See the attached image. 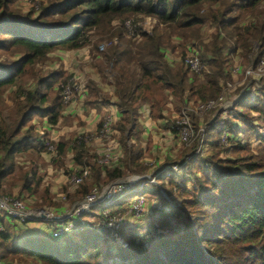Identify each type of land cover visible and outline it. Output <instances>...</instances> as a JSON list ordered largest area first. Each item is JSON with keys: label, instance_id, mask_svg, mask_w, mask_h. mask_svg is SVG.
I'll return each mask as SVG.
<instances>
[{"label": "trees", "instance_id": "trees-1", "mask_svg": "<svg viewBox=\"0 0 264 264\" xmlns=\"http://www.w3.org/2000/svg\"><path fill=\"white\" fill-rule=\"evenodd\" d=\"M14 2L0 0V198L6 194V183L16 184L20 197L39 192L38 166L45 150L30 123L34 118L57 123L63 100L53 93L50 99V91L57 84L61 92L60 84L68 78L62 70L42 74L53 53L87 49L100 79L112 88L120 112L114 127L123 150L119 164L100 166L85 143L76 141L73 146L74 164L88 167L104 184L147 169L143 152L127 144L140 132L142 106L148 108L151 120L168 121L173 111L170 97L180 102L175 107L179 112L188 101L196 106L214 100L222 84L231 81L230 57L240 54L254 67L264 53V0H48L26 18L13 15ZM247 16L253 20L246 23ZM147 18L155 21L148 34L141 29ZM125 20L136 25L133 38L127 36ZM204 26L214 31L205 37ZM103 42L107 45L100 49ZM189 53L199 57L204 72L194 74L186 67ZM200 76L206 84H198ZM255 87L254 83L241 87L235 111L263 152L252 153L250 146L242 145L237 139L241 131L233 122L223 124L235 158L222 159L217 140L211 154L191 159L189 175L192 187L197 186L193 195L184 176L175 174L158 182L168 200L157 192L156 202L163 210L155 200L148 204L146 232L138 234L139 228L121 232L127 247L114 232L89 225L81 233L53 238L59 224L49 222L53 225L49 235L26 236L22 242L13 240L3 226L0 264H264V135L252 126L251 116L257 113L255 120L264 124V106L260 100L254 106L247 102ZM87 88L89 98L83 103L88 108L109 103L111 97L99 96L94 81L87 82ZM7 92L12 108L4 119L1 100ZM54 146L61 157L68 142L60 140ZM18 154L30 158L26 169L17 166ZM56 165L62 166L59 158ZM156 186L149 184L142 195L151 194ZM41 199V205L52 204L47 202V190ZM122 210L120 204L111 208L113 213Z\"/></svg>", "mask_w": 264, "mask_h": 264}, {"label": "rangeland", "instance_id": "rangeland-1", "mask_svg": "<svg viewBox=\"0 0 264 264\" xmlns=\"http://www.w3.org/2000/svg\"><path fill=\"white\" fill-rule=\"evenodd\" d=\"M47 1L48 0H15L14 5L11 7V11L13 12V15L17 18H26V15L28 12H38L37 10L40 8L41 4L43 2L45 4L47 3ZM36 5H38V9ZM15 17H13V19ZM244 18H246L247 20L246 23L251 22L253 20V17L247 16ZM145 29L146 31L149 30L148 33H150L152 28L150 29V27H148V24H147L145 26ZM201 29L205 37L208 34H210V31L208 30L210 29L209 27L204 26ZM95 38H98V37H95ZM103 44L105 43L103 42L99 45L101 46ZM88 48L90 50L91 46ZM230 60L232 61V63L230 61V67H229L230 72H231V81L229 82L227 81L222 84L221 95H223L225 102L228 104L234 103L237 99V102L234 105V109L231 110V114L229 112L228 117L226 119H224L223 117H219V110H215V111H212V112L200 115V116H195L192 114L190 118L194 124V127L196 126V128H194L195 133L193 134V137H192V139L194 140L192 141V143L190 141V144L187 146V148H185L186 146L182 145L180 142H177L176 138L170 137V139H165L164 142L166 143L172 140L174 142H177L181 149H178L179 150L178 151L177 150L178 146L176 144L175 146L168 144V146H166L167 148H163V154H160L161 159L157 158V155L159 156V153L157 155L156 153L155 154L149 153V155L145 156L147 158V161L144 163L145 164L144 166L147 169L144 172L140 174H132L122 179H126L127 177H131V176H136V177L148 176V175H151L152 173H157L163 169H167L170 166H173L174 163H180L184 165V167H182L181 170L176 171L174 173L180 176H184V178L187 180L186 181L187 186L190 188L189 191H191L193 195L194 194L193 191L197 188V186H195L194 188L192 187V185H194L195 183L191 180L190 175H189L190 170L188 168V163L190 162L191 159H194L196 155L205 157L206 155L211 154L214 151V149L212 148L213 143L214 141H217V140L219 144L218 149L220 151V157L222 159L235 158L236 156L233 153V148H228L230 145L229 137L228 139L227 137L225 138L226 134L230 135L227 131L228 129L221 128L223 127L222 126L223 124H226L228 122H233V124L236 127H238L239 130L241 131L237 139L240 140L242 145L250 146V151L252 153L263 152V146H260L258 144L256 139L254 138V134H251L250 132L249 133L246 132L244 121L242 118L238 116L235 110L236 109L238 110L239 108L238 103L240 101L239 99L240 93H238V91L241 89L242 86L245 87L251 83H254L256 87L252 89L251 92L249 93V97L250 95L251 97L247 101L248 105H253L256 103V100H260L261 101L260 103L264 106V70L258 76H255V75L246 76L245 72H246V69L250 67L251 61L242 57L240 54L230 57ZM95 62L92 63V61L88 59V50H85V49L73 51V53L55 52L51 55L50 61L42 66V74L43 75L46 73L51 74V72H56V70L64 71L68 75V78L66 76L67 79L65 80V83L63 82L62 84H60V88L61 90H63V87L68 82L71 83L74 80V78L82 80L84 82L86 80L88 83L89 81H92L91 80L92 78V74H91L92 67L91 66L94 65ZM204 78L205 77L200 76L197 80L198 84H206V81ZM106 80H108V83H109V79L106 78ZM98 81L100 82V84L103 83L104 85H106L105 81H102V78L98 79ZM227 84L230 85V87H228ZM58 90H59V85L56 84L53 88H51V91H50L51 96L49 98L51 99L53 97L52 96L53 94L57 96L59 94V96L61 97L62 91L59 92ZM89 93H90V89H89ZM9 95H10V92L5 93V95L2 97V100H1V103L4 106V112H3L4 119L8 116V114H10L8 110L12 108L11 99ZM170 98H171L170 99L171 107H173L172 112H174L175 114H168L167 117L169 119L168 120L169 125L173 126L175 120L177 119L176 116L179 114L178 113L179 111H177L175 107L178 106L180 102L174 99V97H170ZM77 104L79 105V103ZM114 106H115L114 104L109 106V110L107 111L105 115H102L103 112L97 113V114H99L101 117L103 116L102 119L108 115H111V116H113V114L117 115L116 112L111 111V108L114 109L113 108ZM76 108L78 109V107ZM168 110L170 109L168 108ZM74 111L75 110H72L70 108V105L67 106L63 104V108L61 111V117L59 118V120L57 121L55 125L48 123L47 120H40L38 118L32 119L30 124L34 128V132L40 138H43L44 142H47L48 145L51 146L53 150V152L50 153L47 147H43L45 152L43 153V155L41 154L42 162H40L38 166L39 175L41 176V186H40L39 192L36 195H29L27 193H23L20 197L18 194V186L13 183H11L12 185H10L9 183H6L4 185V191L6 192L4 197L19 199L22 202H24L32 210H36V209L43 210L49 215L52 213L54 215L64 217L65 214L72 212L75 205L81 202L83 198L85 197V195L89 193L92 189L94 188L101 189L108 185V184L103 183L102 181L103 178H101V180L96 181L95 173H93V171L91 170L89 172L88 178L82 181L78 187H74L72 183L70 182V176L73 174V170L79 167V166H76L73 162V158H74L73 146L77 144L76 143L77 136H82L84 132H86V127L81 126L82 122L80 121V117L74 115L73 114ZM251 116L254 119L252 122V126H254V128H256L257 131H259L261 134L264 135V124L260 120L259 121L255 120L256 118H259V115L253 112ZM218 117H219V121L217 122L216 119H218ZM199 124L202 125L201 128L203 129V132L198 134L197 126ZM211 124H213L214 127L216 125L218 127H215L214 130H210L213 127L211 126ZM158 132H159L158 130L157 132H155V130L152 129L153 135H156ZM204 134H206L205 137H204ZM246 134H249L248 135L249 137ZM60 140L67 141L68 146L65 150V153L61 157H57L56 147L54 145L58 143ZM196 142L198 143L200 142L199 145L201 146V149L200 151L196 150L193 152L192 149L194 145L196 144ZM86 146L89 149V155L92 156V159H95V160L98 159V156H99L98 150L96 152V146L93 145V142H88ZM181 150H183L182 153L185 154L184 156L179 155L180 154L179 152H181ZM160 151L161 150H158V152ZM58 158L62 162L61 167L56 165L58 162ZM185 158H186V162H184ZM29 159H30L29 157L22 155V154H18L15 156V162L17 166L23 169H26L28 167V164L30 161ZM148 162L153 163L151 167L147 165ZM166 172L167 171H164L163 173H160L156 177L155 183H157L158 187L156 186L157 187L156 190L153 188L151 189V191H149L151 192L152 195L149 194L148 195L149 199L148 198L145 199L144 211L138 218H131L129 216V204L132 202L134 198H136L135 197L136 195H142V193L144 192L146 193L148 191L149 188L146 189L145 187L149 186L150 183H146L144 181L145 179H141L140 183L138 185L136 184V186L132 188V192L124 195L117 202L111 205H108V206L100 202L96 204L95 206H93L88 211L89 213H85L84 215L80 216L78 219L83 221L82 223L88 224L89 226L92 224H95V225L100 224L102 221V213L111 210L112 206H115L116 204H120L121 208L124 210H122L121 213H115V214L123 216L126 220L130 222L128 226L123 228L122 234L127 233V231L129 230L133 231L134 229H138V228H139L138 234L140 232H141L140 234H143L144 231L146 232L149 227V212L151 209L148 207V204L149 206H151L150 204L151 202H153L154 200L156 202L157 192H159L164 199L168 200L167 194L160 187V185H158V182H160L162 179L169 178L166 175H162ZM82 186L84 187L83 189H82ZM10 189H11V192H9ZM46 190L48 192V199H49L47 202L52 203L50 206L46 205L48 203H46L45 205H41L42 204L41 196ZM160 191H162L164 195ZM138 197H142V196H138ZM178 200L180 202V199ZM156 203L157 204L159 203L160 204L159 209L163 210L164 206L160 202H156ZM0 214L2 215L3 213L0 211ZM35 223L36 224H33L32 226H29V227L23 226L20 223L13 224L12 233H11L13 240L22 242L26 236H31V235L42 236V237L47 236L50 233L48 228L50 227L53 228V225L47 221H36ZM134 226H138V227L133 228ZM205 254L206 256H209L206 251H205ZM28 264H31V263H28Z\"/></svg>", "mask_w": 264, "mask_h": 264}, {"label": "built area", "instance_id": "built-area-1", "mask_svg": "<svg viewBox=\"0 0 264 264\" xmlns=\"http://www.w3.org/2000/svg\"><path fill=\"white\" fill-rule=\"evenodd\" d=\"M38 9V5H36ZM155 21H152L150 18H147L142 24L141 29L143 32L148 33L146 31L145 26L148 24V27H151V24H154ZM123 25L126 29L127 36L133 38L136 33V25L133 24L131 20H125ZM140 26V25H139ZM106 44L101 45L99 48L103 49ZM87 50V49H85ZM171 58V57H169ZM175 61V59L173 60ZM184 64L189 70L194 74H201L206 70V67L201 63L199 57L195 53H189L184 59ZM264 70V53L259 59L256 66H250L246 69V76H258ZM75 79L70 83L68 82L62 90V100L65 105H75L77 103L83 102L88 96V88L87 81ZM229 84V83H228ZM230 87V85H228ZM237 99L234 103H226L223 95H219L214 100H209L205 103H201L198 105H193L191 101H188L186 105L181 109L179 114L176 116V120L172 125H169L168 122V132L176 135L177 140L187 148L190 144L193 134L195 133L194 124L190 118L193 114L195 116H200L215 110H219V117H223L226 119L228 117V113L234 109V105L236 104ZM224 103V105H223ZM115 105V104H114ZM223 105V106H222ZM117 107V106H116ZM114 106L113 108L116 109ZM118 108V107H117ZM117 110V109H116ZM119 111V109H118ZM120 113V112H119ZM231 117V116H230ZM174 118V117H173ZM229 119V118H228ZM117 123V118L113 114V116L108 115L105 116L100 125L94 127L92 130L84 132L82 136H77V142L85 143L93 142V145L96 146V152L98 150V159L97 164L100 166L107 167H116L119 164V160L123 156L122 147L118 141V132L115 130V125ZM202 125L199 124L197 126L198 134L203 132L201 128ZM43 135V133H42ZM228 135H225V138ZM224 139V138H223ZM40 143H42L43 147H47L50 153L53 152L52 147L48 145L47 142H44L43 138H39ZM200 143V142H199ZM198 143V145H199ZM196 146V150L200 151L201 146ZM122 153V154H121ZM186 162V161H184ZM152 162H148V166H152ZM184 165L180 163H174L173 166H170L167 169H163L160 172L152 173L148 176H131L126 179H120L115 182L108 184L107 186L98 189L94 188L89 193L85 195L83 200L79 202L73 208L72 212H69L63 216H58L54 214H48L43 210H32L30 209L24 202L19 199H14L10 197H2L0 198V211H2L5 216L11 220L17 221L20 224L22 222H33V221H47L54 222L59 224V228L55 230L52 234L53 238H63L64 236L71 235L76 232H83L88 224L82 223L83 221L78 218L85 213H89L88 211L98 203H103L108 206L115 202H117L124 195L132 192V188L140 183L141 179H145L146 183H150L153 185H157L155 183L156 177L167 171L162 175H166L167 177H171L174 172L181 170ZM90 169L88 167H77L73 170V174L70 176V182L74 187H78L82 181L88 178ZM167 179V178H166ZM163 195L164 193L160 191ZM142 196V197H138ZM148 195H136L132 202L129 204V216L131 218H138L144 211L145 208V199H147ZM160 205H158L159 208ZM137 222V221H135ZM130 222L126 220L123 216L113 213L111 210L102 213V221L100 224H92L90 228L95 229L99 228L102 230H110L115 233L117 240L122 244L123 247H127V243L121 237V232L124 227L128 226ZM3 231V225L0 224V233Z\"/></svg>", "mask_w": 264, "mask_h": 264}, {"label": "crops", "instance_id": "crops-1", "mask_svg": "<svg viewBox=\"0 0 264 264\" xmlns=\"http://www.w3.org/2000/svg\"><path fill=\"white\" fill-rule=\"evenodd\" d=\"M213 31H214L213 29H210V34ZM59 53H63V52H59ZM66 53H73V51L72 52H66ZM88 59L91 60L92 63L95 62V60L93 61L90 57H88ZM91 67H92L91 68V70H92L91 80L94 81L96 83L97 87L99 88V90H100L99 96H101V97L103 96V98L106 96H110L111 99H110L109 103L104 104L99 108H88L83 102L79 103V105L75 104V105L70 106V108L72 110H75L73 112V114L80 117V121L82 122L81 126L86 127V131L92 130L94 127L98 126V124L101 122L103 116L101 117L97 113L103 112L102 115H105L107 113V111L109 110V106L114 104V98L112 96V88L110 86L104 85L103 83L100 84V82H99L100 80L98 81V79H100V76L97 73L96 67L94 65H92ZM97 77H98V79H97ZM88 96H89V94H88ZM99 101H100V99H99ZM169 106L171 108V105H169ZM76 107H78V109ZM115 107H116V105H115ZM116 109L117 110L111 108V111L117 113V115L116 114H114V115L117 118V122H118L120 119V113H119L117 107H116ZM104 111H105V113H104ZM172 114H175V113L172 112ZM96 115H98V116H96ZM148 115H149L148 108L146 106H142L141 110H140V119H139L140 132L138 134H135V136H133L130 141L128 140V143H127L128 146L133 145L135 148L140 149L143 152V158H142V160H144L143 163H145L147 161V158L145 156L149 155V153H152V154L156 153V155L159 153V156L157 155V158L161 159L160 154H163V148H167L166 146H168V144H171L172 146H175V144H176L178 146L177 150L181 149L177 143V142H179L178 140H177V142H174L173 140L169 141L167 143L164 142L165 139H170V137L177 139L175 134L168 132V121H166V120L153 121L148 117ZM152 129H154L155 132H157V130L159 132L156 135H153ZM158 150H161V151L158 152ZM182 151L183 150H181V152H179L180 154L178 153L180 156H182ZM166 157H168V156H166ZM0 216L3 217V214L2 215L0 214ZM2 222L1 223L4 226L5 232L9 233L10 235L12 233L13 224H18V223H14V222L12 223V221L9 220L7 217H3ZM33 224H36V223L30 222V223L26 224V227L32 226Z\"/></svg>", "mask_w": 264, "mask_h": 264}]
</instances>
